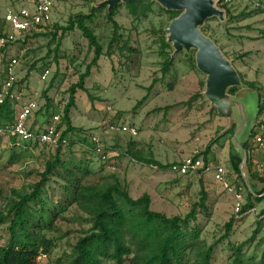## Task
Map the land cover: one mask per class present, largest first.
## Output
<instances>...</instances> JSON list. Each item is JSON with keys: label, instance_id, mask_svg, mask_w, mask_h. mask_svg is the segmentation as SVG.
Segmentation results:
<instances>
[{"label": "rangeland", "instance_id": "obj_1", "mask_svg": "<svg viewBox=\"0 0 264 264\" xmlns=\"http://www.w3.org/2000/svg\"><path fill=\"white\" fill-rule=\"evenodd\" d=\"M103 1L60 0L53 10L51 22L39 33L0 50V82L5 78L10 61L16 59L15 72L24 88V99L36 100L38 104L32 119V125L37 126L46 124L54 115L62 116L69 99V88L78 82L94 57L88 40L77 27L66 32L61 41L52 42L51 34L56 32V27L65 28L71 17L94 12L93 19L85 24L103 48L104 55L86 80L88 93L78 90L75 95V108L71 110L70 119L81 131L70 134V145L62 148L61 160L66 167H56L39 200L30 203L26 209L30 238L45 237L51 242L48 256L41 264H70L77 240L90 229L87 216L71 203L72 193L66 190L68 170L76 179L84 176L87 184L104 186L118 181L133 199L147 194L151 199V210L167 217H185L191 206L199 201L201 177L208 197L207 210L199 215L196 223L199 242L213 244L224 235L225 224L234 220L229 237L216 246L212 264H232L228 245L243 243L246 244L242 264H264V201L262 205L254 202L255 210H241L236 214L234 195L214 180L213 170L184 176L171 171V166L189 157L200 158L204 163L203 157L198 155L209 146L208 160L212 166L222 165L226 169L233 190L242 189V208L245 205L249 191L242 187L245 181L233 171L229 158L230 154L237 155L232 143L237 125L227 131L228 119L220 116L205 97L195 96L203 90L200 83L204 84L206 79L196 67V52H181L175 56L168 73L163 75L166 54L171 56L173 49L170 45L168 49L161 46V32L165 38L164 31L174 17L155 1L151 10L138 19L129 13L125 4L114 9V20L121 27L119 46L127 44V47L123 51L115 49L110 57L107 56L113 28L107 19V7L96 6ZM22 3L24 0H0V35L6 27V9ZM215 5L225 12V21L209 18L201 30L230 61L243 81L255 83L259 104L264 105V0H215ZM60 35L61 31L57 30L58 38ZM46 69L50 70V75L43 82L40 76ZM235 89L233 93L229 90L228 94L233 96L240 88ZM46 92L51 100L48 109ZM139 102L142 104L137 107ZM243 104L247 121L240 138L247 136L255 124L252 130L255 137H249L248 150L252 159L257 160L264 157V146L256 143V138L264 134V110L257 116V101L253 95H249ZM104 124H125L136 128L138 135L112 133L101 136L105 147L104 151L99 150L90 138L99 134ZM20 145L14 146L10 140L0 138V211L5 210L7 202L18 201L30 194L47 163L54 158L55 151L50 148ZM103 152L107 156L105 162L101 160ZM130 153L146 159L153 156L170 168L161 170L139 164ZM86 170L91 175H86ZM253 170L264 175V163L255 164ZM255 195L253 192V198ZM9 227L10 220L0 225V246L6 245L11 238ZM16 234L19 241L25 239L20 229ZM193 262L192 258L189 264Z\"/></svg>", "mask_w": 264, "mask_h": 264}, {"label": "trees", "instance_id": "obj_2", "mask_svg": "<svg viewBox=\"0 0 264 264\" xmlns=\"http://www.w3.org/2000/svg\"><path fill=\"white\" fill-rule=\"evenodd\" d=\"M151 0H132L126 5L129 13L136 19L145 16L152 8ZM176 18L178 12H167ZM114 10L109 14L107 19L113 28L112 39L109 42L107 56H111L115 49L123 51L127 46H119L121 27L114 20ZM94 12L89 15L79 14L71 17L69 24L65 28H57L56 32L51 34V41H61L66 32L73 31L75 27L79 29L89 42L90 48L93 49L94 57L92 62L87 66L86 71L79 76L78 82L72 85L68 90L69 99L64 107L61 117V123L66 127L63 137L75 134L81 130L76 129L70 119V113L75 108V95L78 90L88 93L86 80L91 74V69L97 65L103 48L99 43L93 31L86 26L87 21L93 19ZM57 30L61 35L57 36ZM161 39V46L168 49L170 46L166 43L164 33ZM1 36V35H0ZM58 41V42H59ZM7 47V46H4ZM0 50H3L1 47ZM172 62L170 54H166L163 64L162 73L165 76ZM244 85L258 91L255 83L245 82ZM203 89L204 84L200 83ZM153 87L151 85L150 89ZM235 88L230 92H235ZM201 92L195 96L201 97ZM44 94L47 109L51 100ZM90 99H92L90 97ZM142 102L137 104L140 106ZM166 109H170L167 107ZM264 110V105H259V113ZM15 106L9 102L0 106V126L7 122H12L15 118ZM251 139L255 137V132H251ZM16 142L15 139L12 140ZM86 141V139L84 140ZM91 144V143H90ZM70 145V140H69ZM68 145V146H69ZM67 146V147H68ZM37 147V146H33ZM242 147L246 150L247 169L249 180L252 182L259 179L263 187L260 191H255L251 186L254 194L248 192L246 203L241 209L242 212L254 207V202L261 203L264 201V178L252 171V164L249 158L248 141ZM55 151L54 158L46 165L45 171L41 174V179L35 184L30 194L24 195L18 201L7 202L5 210L0 211V225L10 220L9 232L11 238L6 245L0 246V264H38L39 250L42 249L48 255L51 242L45 237H39L32 240L27 232L28 217L26 214L27 206L39 200L43 187L49 182V177L58 166H65L61 160L62 148ZM210 147L208 146L202 154L204 167H207L210 161L208 155ZM133 160L139 164L156 166L158 169L165 170L169 166H163L157 162L153 156L146 159L138 154L130 153ZM197 158V157H196ZM231 168L241 179L239 166L241 158L238 155L230 154ZM204 172V169L199 170ZM86 175H91L87 170ZM69 179H65L66 190L71 191V203H73L84 215L87 216V222L90 229L84 232L74 246V258L70 264H189L194 259L193 264H212V257L217 245L225 241L233 227V219L225 224L224 235L211 245L199 242V230L196 223L199 215L207 210V192L204 189V183L200 177L201 186L200 199L194 203L185 217L174 216L167 217L165 214L151 210V199L147 194H143L138 199L130 197L129 192L118 181L113 184L99 185L87 184L84 182V176L76 179L74 173L68 170ZM238 187V186H237ZM264 213V210H263ZM20 229L25 234V239L19 241L16 230ZM246 243L239 245L229 244V250L232 253V264H242L243 248Z\"/></svg>", "mask_w": 264, "mask_h": 264}, {"label": "built area", "instance_id": "obj_3", "mask_svg": "<svg viewBox=\"0 0 264 264\" xmlns=\"http://www.w3.org/2000/svg\"><path fill=\"white\" fill-rule=\"evenodd\" d=\"M233 0H225L231 2ZM60 0H24V3L10 6L4 14L5 31L0 36V47L8 46L29 35L39 33L43 27L48 25L52 19L54 8ZM18 65L16 59H12L5 69V78L0 82V106L9 102L15 106L16 114L12 122H7L0 126V138L8 139L14 146H37L47 147L52 150L66 148L69 145L68 137H63L66 130L61 123L60 115H54L49 122L34 126L32 119L38 109L36 100L24 99V88L20 86L15 68ZM50 75V70L46 69L40 76L41 81H46ZM112 133L127 134L130 137H136L138 130L125 124L111 125L104 124L99 130V134H93L90 142L96 149L104 151V145L101 142V136H108ZM13 139L16 140L13 143ZM259 146H264V134L256 138ZM102 162L107 160V156L101 155ZM204 169V172L213 170L214 180L221 184L224 189L233 194L236 200L235 213L238 214L242 209L241 189L233 190L227 180V171L223 166L208 165L200 158H185L181 163L171 166V171L181 176L189 173H196ZM47 254L42 249L39 250L38 264L41 260L47 258Z\"/></svg>", "mask_w": 264, "mask_h": 264}, {"label": "water", "instance_id": "obj_4", "mask_svg": "<svg viewBox=\"0 0 264 264\" xmlns=\"http://www.w3.org/2000/svg\"><path fill=\"white\" fill-rule=\"evenodd\" d=\"M132 0H105L97 7L106 6L110 14L118 5L129 4ZM167 6L160 5L167 12H178L179 15L168 25L165 32L166 43L173 49L170 56L172 60L181 52L190 54L195 51L197 69L206 75L204 88L201 95L206 98L217 113L228 119L227 131L236 124L233 135V147L241 158L239 166L241 176L249 190L253 193L249 183L247 169L248 155L242 145L248 141L254 128L253 124L247 136L240 138L245 129L247 116L244 102L249 95L257 101V116L259 113V94L256 90L244 85L237 70L221 53L215 43L205 36L201 30L205 21L216 17L221 22L225 21V12L218 9L215 0H163ZM152 3L155 0H151ZM240 88L233 96L228 91ZM223 110V111H222ZM256 122V121H255ZM241 139V140H240ZM264 196V194L262 195ZM261 196V197H262Z\"/></svg>", "mask_w": 264, "mask_h": 264}, {"label": "crops", "instance_id": "obj_5", "mask_svg": "<svg viewBox=\"0 0 264 264\" xmlns=\"http://www.w3.org/2000/svg\"><path fill=\"white\" fill-rule=\"evenodd\" d=\"M70 118L72 119V117H71V113H70ZM73 121V120H72ZM264 126V125H263ZM249 158H250V161H251V164H252V171L253 172H255L254 170H253V166L255 165V164H258L259 166H260V164L262 165V163H264V157L262 156L261 158H259V159H257V160H255V159H252V155H251V153L249 152ZM210 165H212L211 164V161H210ZM220 166H222V165H220ZM208 173V172H207ZM255 173H257L258 174V172H255ZM259 177H261V178H264V175H260L259 174ZM250 183V182H249ZM250 185L251 186H253V188L255 189V191H260L261 189H262V187H263V185H262V183L259 181V179H255V180H253L251 183H250ZM242 187H245L249 192H250V190H249V188H248V186H247V184H246V182H244V186H242ZM244 189V188H243ZM241 192H242V189H241ZM256 197H257V195H255ZM255 197V198H256ZM246 203V202H245ZM262 203V202H261ZM261 203H257V205L258 204H260V205H262ZM256 205V204H255ZM254 205V207L251 209V210H255L256 209V206ZM255 208V209H254ZM263 210H264V207H263Z\"/></svg>", "mask_w": 264, "mask_h": 264}, {"label": "bare ground", "instance_id": "obj_6", "mask_svg": "<svg viewBox=\"0 0 264 264\" xmlns=\"http://www.w3.org/2000/svg\"><path fill=\"white\" fill-rule=\"evenodd\" d=\"M155 1L158 2L160 5H164V6H167L168 7V4L166 2H164L163 0H155Z\"/></svg>", "mask_w": 264, "mask_h": 264}]
</instances>
